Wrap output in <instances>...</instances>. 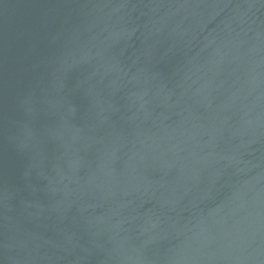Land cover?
<instances>
[{"label":"water","instance_id":"water-1","mask_svg":"<svg viewBox=\"0 0 264 264\" xmlns=\"http://www.w3.org/2000/svg\"><path fill=\"white\" fill-rule=\"evenodd\" d=\"M0 264H264V0H0Z\"/></svg>","mask_w":264,"mask_h":264}]
</instances>
